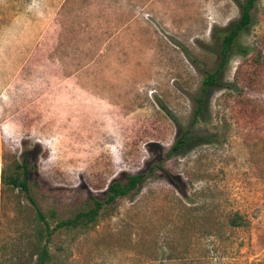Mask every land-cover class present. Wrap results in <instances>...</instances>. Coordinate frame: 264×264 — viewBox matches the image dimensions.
Here are the masks:
<instances>
[{"label": "rangeland", "instance_id": "1", "mask_svg": "<svg viewBox=\"0 0 264 264\" xmlns=\"http://www.w3.org/2000/svg\"><path fill=\"white\" fill-rule=\"evenodd\" d=\"M243 0H0V264H34L24 156L53 226L144 173L50 264H264V0L192 124ZM200 141L171 153L176 122ZM234 218L239 221L234 222Z\"/></svg>", "mask_w": 264, "mask_h": 264}, {"label": "trees", "instance_id": "2", "mask_svg": "<svg viewBox=\"0 0 264 264\" xmlns=\"http://www.w3.org/2000/svg\"><path fill=\"white\" fill-rule=\"evenodd\" d=\"M258 0H243L240 3V16L237 20L233 21L224 31L220 34L221 42L219 45V62L214 71H207L205 73L199 95L195 97L196 109L193 114L192 124L204 118L208 109V97L214 86L218 85L219 77L227 67L229 60L236 47L237 39L245 33L253 23V11L256 7ZM168 114L176 122L180 130V135L177 137L176 142L172 146L171 153L184 152L188 147L193 145L200 139L192 134L190 128H185L178 122L175 116L169 111ZM145 174L138 173L128 175L124 179L115 180L109 184L107 190V198L100 200L93 199V206L77 212L74 216L58 220L53 226L47 219L46 215L41 210L37 201L31 194L30 178L31 168L28 164L27 156H24L20 163H16L13 168L3 171L2 181L3 184L14 191L24 193L29 200L35 212V222L33 223V237L36 243L37 259L34 264H50L52 255L49 249V243L53 234L57 230H72L76 228H88L96 223L101 209L105 204L113 202L118 197L130 195L137 189L144 180ZM234 222L238 223L236 218Z\"/></svg>", "mask_w": 264, "mask_h": 264}]
</instances>
